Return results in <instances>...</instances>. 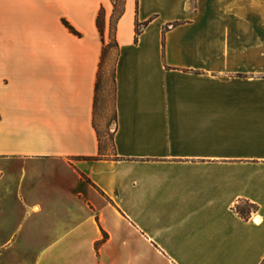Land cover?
Returning <instances> with one entry per match:
<instances>
[{"label":"crops","instance_id":"crops-1","mask_svg":"<svg viewBox=\"0 0 264 264\" xmlns=\"http://www.w3.org/2000/svg\"><path fill=\"white\" fill-rule=\"evenodd\" d=\"M116 1L0 0V264H263L264 0Z\"/></svg>","mask_w":264,"mask_h":264},{"label":"rangeland","instance_id":"rangeland-1","mask_svg":"<svg viewBox=\"0 0 264 264\" xmlns=\"http://www.w3.org/2000/svg\"><path fill=\"white\" fill-rule=\"evenodd\" d=\"M110 44L108 55L104 62L102 71V78L100 82L99 90V120L104 127L105 123H109V126L114 128V71L117 61V49L114 46L113 38L106 40ZM113 124V125H112ZM108 130V129H107Z\"/></svg>","mask_w":264,"mask_h":264},{"label":"trees","instance_id":"trees-1","mask_svg":"<svg viewBox=\"0 0 264 264\" xmlns=\"http://www.w3.org/2000/svg\"><path fill=\"white\" fill-rule=\"evenodd\" d=\"M114 5H115V10L119 12V8L117 5L116 0H112ZM64 24L69 28V30L77 35L79 33L67 22L64 20ZM104 25H105V16H104V10H101L99 13V16L97 18V26L99 28V31L101 32V35L103 36L102 42H103V51H102V57H101V63H100V68L98 72V78H97V83H96V94H95V99H96V104L97 106L99 105V90H100V82L102 78V71L104 67V62L106 60V57L108 55V51L110 49V44L106 42V39L104 38ZM140 25L137 24V31H136V41H138V35L140 34ZM113 43L115 48L118 51L119 45L116 39L113 38ZM117 62V61H116ZM114 87H115V71H114V79H113ZM114 98H115V88H114ZM257 207L253 204L250 203H244L243 205L237 206V212L244 218H247L253 211H256ZM264 264V262H263Z\"/></svg>","mask_w":264,"mask_h":264}]
</instances>
